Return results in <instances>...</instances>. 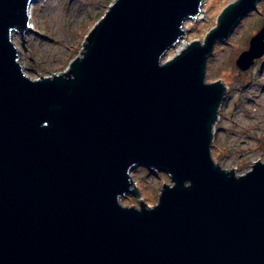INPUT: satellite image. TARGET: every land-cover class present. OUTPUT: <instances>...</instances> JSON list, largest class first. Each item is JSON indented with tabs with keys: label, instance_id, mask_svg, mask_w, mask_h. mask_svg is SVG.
<instances>
[{
	"label": "water",
	"instance_id": "obj_1",
	"mask_svg": "<svg viewBox=\"0 0 264 264\" xmlns=\"http://www.w3.org/2000/svg\"><path fill=\"white\" fill-rule=\"evenodd\" d=\"M35 0H0V264H264V162L213 156L228 85L218 39L260 0H236L167 58L205 0H113L68 67L32 78L14 34ZM264 56V24L236 59ZM165 171L158 202L132 170Z\"/></svg>",
	"mask_w": 264,
	"mask_h": 264
},
{
	"label": "rangeland",
	"instance_id": "obj_2",
	"mask_svg": "<svg viewBox=\"0 0 264 264\" xmlns=\"http://www.w3.org/2000/svg\"><path fill=\"white\" fill-rule=\"evenodd\" d=\"M112 1L37 0L32 17L35 28L25 37L29 53L21 37L14 38L25 73L37 78L65 70ZM234 1L205 0L204 15L187 22L188 31L183 39L203 40L221 11ZM263 24L264 0H260L257 8L250 10L236 26L229 40H217L208 61V81L223 79L228 85L215 128L213 156L223 167H235L237 173L249 170L257 160L264 162V57L247 71H241L236 64L239 54L249 48L251 37ZM175 51L169 52L167 58ZM131 174L141 196L127 195L123 199L127 205H139L141 199L155 205L161 187L171 182L167 172L151 171L143 166L135 167Z\"/></svg>",
	"mask_w": 264,
	"mask_h": 264
},
{
	"label": "bare ground",
	"instance_id": "obj_3",
	"mask_svg": "<svg viewBox=\"0 0 264 264\" xmlns=\"http://www.w3.org/2000/svg\"><path fill=\"white\" fill-rule=\"evenodd\" d=\"M37 0H35L34 2H33V4H31V6H30V17H31V22H30V25H31V28H30V31L31 30H34V28H35V25H34V22H33V20H32V17H33V9H34V5H35V2H36ZM204 7H205V3H204V5H203ZM203 8V7H202ZM203 10H204V8H203ZM204 11L196 18V19H193V20H197V19H201L202 18V15H204ZM192 20V21H193ZM188 21H191V19L190 20H187L186 21V23L188 22ZM30 31H28L27 32V34L30 32ZM187 31H188V26H186V31H185V34L183 35V38H184V36H186V34H187ZM15 36H17L16 34H14V36H13V38L15 37ZM182 38V39H183ZM181 39V40H182ZM179 41V43H177V45H175V46H173L169 51H168V53H167V55L169 54V52H171L172 50H173V52L175 51L174 49L176 48V51L175 52H179V51H181V50H183L184 48H186L188 45H189V41H187L186 39H183L182 41ZM185 41H186V43H185ZM172 55H170V57H171ZM222 106V105H221ZM220 109H221V107H220Z\"/></svg>",
	"mask_w": 264,
	"mask_h": 264
}]
</instances>
